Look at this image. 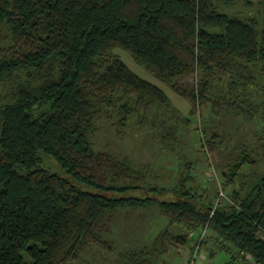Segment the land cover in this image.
Returning a JSON list of instances; mask_svg holds the SVG:
<instances>
[{"label": "trees", "instance_id": "trees-1", "mask_svg": "<svg viewBox=\"0 0 264 264\" xmlns=\"http://www.w3.org/2000/svg\"><path fill=\"white\" fill-rule=\"evenodd\" d=\"M235 2L0 0V264H71L92 247L113 253L103 233L117 211L155 203L168 228L117 264H153L152 255L192 241L195 250L193 233L205 228L203 246L213 241L212 254H229L225 264H264L261 155L243 145L230 158L222 178L232 203L214 208L189 186L191 173L172 188H150L170 200L133 196L146 169L92 143L98 122L116 117L122 128L135 118L171 152L181 124L203 110L212 120L264 119L250 91L264 77V22L220 10ZM116 49L187 101L191 117ZM198 139L210 152L224 142L215 130Z\"/></svg>", "mask_w": 264, "mask_h": 264}, {"label": "rangeland", "instance_id": "rangeland-1", "mask_svg": "<svg viewBox=\"0 0 264 264\" xmlns=\"http://www.w3.org/2000/svg\"><path fill=\"white\" fill-rule=\"evenodd\" d=\"M262 3L263 0H236L233 7H220V10L228 15L256 17L263 23L264 8ZM114 53L141 78L161 88L184 117L190 116L191 105L177 96L166 84L156 79L144 67L138 65L130 53L122 49H116ZM258 82L259 86L250 87V91L254 95L255 102L264 105V77L259 76ZM262 113H264V109ZM117 121V117L113 122L99 121L98 131L92 138V143L96 151L108 153L118 160L127 159L135 167L146 169V179L137 182L141 186V191L132 193L135 197H151L156 202L170 200V194L163 196L158 192L149 191L150 188H172L183 177V174L188 176L191 173L194 178L189 186L194 187L197 193L205 194L206 199L213 202L214 208L220 191L226 194L222 203H232L228 196L232 188L225 189L222 172L230 158L239 155L243 145L251 148L257 155H261L262 160L257 172H264V157L262 156L264 119L261 117L250 122L242 117L229 114L212 120L203 110L197 116L191 117L189 126L181 124L178 134L181 144L173 152L163 149L156 132L149 128H140L135 118H132L124 128L114 125ZM203 130L207 132L215 130L223 136L224 142L218 146L215 152H210L208 148L203 149L201 146L198 134L201 135ZM188 163L190 166L187 168ZM249 171L246 170V173H250ZM168 226V218L160 215L156 203L149 207L121 208L103 233L105 240L114 243L115 251L109 253L106 250L92 247L79 261L71 264H117L120 253L151 246L159 233ZM204 230L191 235L192 238L202 241V244H196L195 250H192L195 241L194 244L192 241L188 248L170 247L164 256L152 255V263L190 264L197 250L199 258L195 264H225L230 258L229 254L218 250L212 254L214 251L213 241L203 246L204 241L210 235L208 230L206 236L201 239Z\"/></svg>", "mask_w": 264, "mask_h": 264}, {"label": "built area", "instance_id": "built-area-1", "mask_svg": "<svg viewBox=\"0 0 264 264\" xmlns=\"http://www.w3.org/2000/svg\"><path fill=\"white\" fill-rule=\"evenodd\" d=\"M225 198H226V194L223 191H220L219 197L216 200V207L215 208H217L223 202V200ZM207 231H208L207 228H205V230L202 232L201 239H203L206 236ZM201 242L202 241H200V244H201ZM198 258H199V252L196 250L194 257L192 258L190 264H195L196 262H198Z\"/></svg>", "mask_w": 264, "mask_h": 264}]
</instances>
